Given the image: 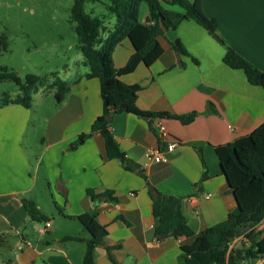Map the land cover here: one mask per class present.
<instances>
[{
	"label": "crops",
	"instance_id": "0c3cea01",
	"mask_svg": "<svg viewBox=\"0 0 264 264\" xmlns=\"http://www.w3.org/2000/svg\"><path fill=\"white\" fill-rule=\"evenodd\" d=\"M203 7L209 18L218 20L217 36L226 44L197 22L186 20L176 32L168 31L160 38L137 69L122 78L141 87L139 109L170 114L152 120L131 113L112 118V133L130 168L107 159L100 133L75 145L104 109L100 80L86 78L89 68L79 41V53L68 57L63 75L55 72L70 85L61 103L55 98L57 89L47 85L33 94L31 109L2 105V100L0 264H84L86 242L65 238H90L80 221L68 218L89 213H96L109 231L96 250L97 264H185L182 246L193 244L237 209L217 148L264 124V88L249 83L243 71L227 66L224 57L233 48L264 71V0H203ZM147 16L148 10L141 11V22ZM69 21L76 32L71 13ZM107 21L113 28L115 18L114 24L110 17ZM176 38L198 64L172 49L170 43ZM134 53L131 40L122 39L113 55L115 67H125ZM19 94L8 95L15 99ZM212 106L215 113L208 112ZM193 113L198 115L189 125L171 117ZM158 123L166 127V140L156 129ZM171 143L177 146L168 152ZM149 149L159 150L164 160H149ZM88 190L111 191L117 202L95 204ZM153 190L182 200L195 237L156 238ZM25 200L36 203L50 218L47 233H39L45 222L31 218ZM243 264H264V260Z\"/></svg>",
	"mask_w": 264,
	"mask_h": 264
},
{
	"label": "trees",
	"instance_id": "16d2710c",
	"mask_svg": "<svg viewBox=\"0 0 264 264\" xmlns=\"http://www.w3.org/2000/svg\"><path fill=\"white\" fill-rule=\"evenodd\" d=\"M86 4V0H75L71 17L76 23L80 51L89 68L86 78L100 80L104 109L91 131L82 134L75 145H80L95 133H100L104 137L107 159L119 160L126 168H130V161L112 133V118L122 113H131L152 120L170 114L139 109L137 99L141 87L125 83L123 76L133 73L146 56L155 50L158 40L165 37L168 31L176 32L184 21L197 22L212 36L218 34L219 22L206 15L203 0H110L106 6L110 15L114 16L115 24L113 28H109L107 20L110 16L97 17L93 12L87 11ZM145 4L148 16L143 23L140 14ZM170 7L180 10H172ZM126 37L133 43L135 53L125 67L118 69L115 67L113 55L118 43ZM218 39L226 44L219 36ZM170 45L180 55L199 63L179 38ZM8 50L9 38L4 34L0 37V54ZM224 63L231 69L243 71L252 85L264 88V71L233 48H228ZM9 81L18 86L20 94L15 99L4 95L2 105L18 104L31 109L33 94L45 85L57 89L55 98L59 103L70 91L69 83L56 73L51 77L29 74L22 79L17 73L1 68L0 83ZM208 112L215 113L216 110L212 106ZM197 115L198 113H193L171 117L189 125ZM217 153L238 207L224 222L208 228L196 237L193 244L182 246L183 260L185 264H243L250 259L264 260V228H259L264 224V124L250 135L219 146ZM87 193L95 204L117 202L111 191L98 193L88 190ZM151 196L156 219L155 235L158 240L195 237V232L187 224L183 213L182 200L166 196L157 190H153ZM24 203L34 221L42 223L50 220L33 201L25 200ZM68 218L80 221L90 238L84 240L80 237H68L65 240L85 241L87 250L84 264H97L96 250L108 237V228L99 223L96 213ZM236 240L240 242L234 245ZM3 242L4 236L0 233V245ZM111 260L115 263L112 256Z\"/></svg>",
	"mask_w": 264,
	"mask_h": 264
},
{
	"label": "rangeland",
	"instance_id": "374dc122",
	"mask_svg": "<svg viewBox=\"0 0 264 264\" xmlns=\"http://www.w3.org/2000/svg\"><path fill=\"white\" fill-rule=\"evenodd\" d=\"M74 1L0 0V37L7 34L9 38V50L0 54V69L8 67L22 79L29 74L52 76L57 71L63 75L68 57L79 53L76 50L78 37L69 21ZM86 1L87 11L101 18L110 16L114 24V16L106 6L110 0ZM141 11L147 12L146 4ZM17 92L19 88L15 83H0V103L5 94Z\"/></svg>",
	"mask_w": 264,
	"mask_h": 264
},
{
	"label": "built area",
	"instance_id": "2783aa9c",
	"mask_svg": "<svg viewBox=\"0 0 264 264\" xmlns=\"http://www.w3.org/2000/svg\"><path fill=\"white\" fill-rule=\"evenodd\" d=\"M231 127V126H230ZM156 129L158 133L160 134L161 138L163 140H166L168 138V133L166 130V127L162 123L156 124ZM177 146V143H171L168 145V152H173ZM146 157L149 160H154L155 162H161L163 161V154L159 150L155 149H149L148 152L146 153ZM52 223L51 222H45L39 229L40 234H45L49 231L51 228Z\"/></svg>",
	"mask_w": 264,
	"mask_h": 264
},
{
	"label": "water",
	"instance_id": "95a60500",
	"mask_svg": "<svg viewBox=\"0 0 264 264\" xmlns=\"http://www.w3.org/2000/svg\"><path fill=\"white\" fill-rule=\"evenodd\" d=\"M214 37H215V38H218V36H217V35H215ZM109 119L111 120V118H109Z\"/></svg>",
	"mask_w": 264,
	"mask_h": 264
}]
</instances>
